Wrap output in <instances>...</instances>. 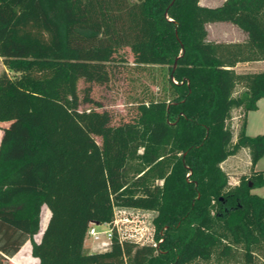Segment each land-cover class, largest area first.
I'll use <instances>...</instances> for the list:
<instances>
[{"label": "trees", "instance_id": "obj_1", "mask_svg": "<svg viewBox=\"0 0 264 264\" xmlns=\"http://www.w3.org/2000/svg\"><path fill=\"white\" fill-rule=\"evenodd\" d=\"M199 1L0 0V58L14 74L0 76V264L27 241L38 264L257 263L264 197L251 190L264 186L254 171L264 135H246L245 116L264 98V71L233 68L264 61V0ZM209 23L235 26L245 43L208 41ZM124 47L166 67V87L113 125L106 111L79 108L92 103L91 84L109 82L98 55ZM241 149L250 173L229 187L220 165ZM114 206L155 212L157 247L113 239L84 252L89 223L111 221Z\"/></svg>", "mask_w": 264, "mask_h": 264}, {"label": "rangeland", "instance_id": "obj_2", "mask_svg": "<svg viewBox=\"0 0 264 264\" xmlns=\"http://www.w3.org/2000/svg\"><path fill=\"white\" fill-rule=\"evenodd\" d=\"M224 0H200L204 7H217ZM209 39L224 44H244L243 34L235 26L228 23H210L208 27ZM92 58L97 55L88 54ZM99 58L105 59L109 63L110 79L103 85L91 84L89 98L90 104L82 103L80 110L94 108L101 112L106 111L111 116L113 125L129 122L137 115V105L147 102L151 99H159L164 95L163 88L166 87L167 71L166 67L159 64H153L143 58L141 51L137 52L130 47L107 51L98 55ZM237 74L259 73L264 71V61L240 62L235 66ZM36 77H49L48 72L39 70L34 73ZM88 85L83 81L77 84L79 99L83 98V89ZM243 91L241 84H238L234 90V95ZM259 108L256 111L247 113L245 133L253 137L264 135V98L260 99ZM243 121V111L233 110L231 119L228 122L233 135L234 142ZM7 124H0V129ZM99 142V139H97ZM239 169L233 173L225 168V174L228 177V186L236 185L237 180L242 175L250 173V166H247L248 156L245 152H238ZM255 170L264 172V157L256 165ZM253 195L264 197V186L251 190ZM49 218L48 210L43 207L40 219V228L38 234L33 237L37 242L43 232ZM95 246L86 238L84 242V252H97ZM256 264H264V252L256 257ZM4 264H38L37 260L31 255V244L27 241L21 249L10 259H6ZM210 264H213L211 262Z\"/></svg>", "mask_w": 264, "mask_h": 264}, {"label": "built area", "instance_id": "obj_3", "mask_svg": "<svg viewBox=\"0 0 264 264\" xmlns=\"http://www.w3.org/2000/svg\"><path fill=\"white\" fill-rule=\"evenodd\" d=\"M112 219L106 223L90 222L86 238L99 251L107 250L115 239L119 244L132 243L138 246L157 247L155 227L156 213L131 207L112 208Z\"/></svg>", "mask_w": 264, "mask_h": 264}, {"label": "crops", "instance_id": "obj_4", "mask_svg": "<svg viewBox=\"0 0 264 264\" xmlns=\"http://www.w3.org/2000/svg\"><path fill=\"white\" fill-rule=\"evenodd\" d=\"M224 2V1H223ZM199 4H200V6H203L202 5V3L199 1ZM204 7V6H203ZM209 8V7H208ZM211 8H214V7H211ZM209 25H210V23L209 24H207V26H206V29H207V32H208V36H207V39H208V41H210V42H215V43H220V42H218V41H211L210 39H209V31H208V27H209ZM242 33V32H241ZM243 34V33H242ZM243 39L244 40H246V37H245V35L243 34ZM236 67H234L233 69L234 70H236L235 69ZM3 74H6L9 78H11L14 74L12 73V72H10L9 70H7V68L4 66V64H3V62H2V59L0 58V76H2ZM261 100H259L258 102H257V109L259 108V102H260ZM238 111L240 110V109H237ZM246 117H247V114H246V116H245V120H246ZM245 152L246 154H247V156H248V160H249V155H248V151L246 150V149H241L240 150V152ZM238 153L236 154V155H234V156H230V157H228L221 165H220V167H221V169L225 172L226 171V169L225 168H228L229 169V171H231V172H233V173H235V172H237L238 171V169H239V161H238ZM256 165H257V163H256ZM256 165L254 166V171L255 172H258L257 170H255V168H256ZM247 166L249 167L250 166V162H248L247 161ZM250 171V170H249ZM241 177V176H240ZM239 177V178H240ZM239 178H238V180H237V183H236V185L238 184V181H239Z\"/></svg>", "mask_w": 264, "mask_h": 264}]
</instances>
